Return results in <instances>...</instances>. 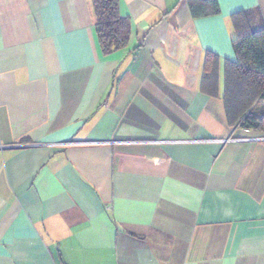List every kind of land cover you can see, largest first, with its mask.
Segmentation results:
<instances>
[{
	"label": "crops",
	"instance_id": "1",
	"mask_svg": "<svg viewBox=\"0 0 264 264\" xmlns=\"http://www.w3.org/2000/svg\"><path fill=\"white\" fill-rule=\"evenodd\" d=\"M0 0V264H264V131L201 90L237 58L232 14L264 0Z\"/></svg>",
	"mask_w": 264,
	"mask_h": 264
},
{
	"label": "trees",
	"instance_id": "2",
	"mask_svg": "<svg viewBox=\"0 0 264 264\" xmlns=\"http://www.w3.org/2000/svg\"><path fill=\"white\" fill-rule=\"evenodd\" d=\"M102 50L112 53L129 44L132 23L119 12L120 0H91ZM192 15L203 17L220 12L218 0H187ZM237 58L225 59L221 94L222 62L216 53L207 52L201 90L213 97L222 96L229 125L264 131V19L249 9L232 14Z\"/></svg>",
	"mask_w": 264,
	"mask_h": 264
},
{
	"label": "built area",
	"instance_id": "3",
	"mask_svg": "<svg viewBox=\"0 0 264 264\" xmlns=\"http://www.w3.org/2000/svg\"><path fill=\"white\" fill-rule=\"evenodd\" d=\"M238 125H241V122H239V123L237 124V126H238Z\"/></svg>",
	"mask_w": 264,
	"mask_h": 264
}]
</instances>
